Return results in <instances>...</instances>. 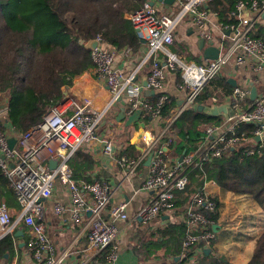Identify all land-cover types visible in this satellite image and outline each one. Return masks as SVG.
Masks as SVG:
<instances>
[{"label": "built area", "instance_id": "1", "mask_svg": "<svg viewBox=\"0 0 264 264\" xmlns=\"http://www.w3.org/2000/svg\"><path fill=\"white\" fill-rule=\"evenodd\" d=\"M176 1L180 3V11L175 16L159 13L149 3L129 15L139 37L148 47V59L153 61L146 79V88L135 81L138 70L124 75L113 68L116 52L104 47L100 37L96 39L98 46L91 51L96 80L107 88L111 103L125 99L131 112L142 110L152 119L165 123L161 135L145 133L142 136L143 148L139 156L129 158L121 155L118 160L126 174L132 175L153 153L144 184L149 197L139 212L129 215L126 202L114 204L115 192L105 182L95 180L78 184L70 167L76 152L86 143L95 140L104 124L109 107L99 109L96 105L106 99V93H99L96 99L66 94L61 104L52 107L45 114L41 124L18 135V147L11 148L9 137L0 133V168L9 179V185L20 206L18 221H23L27 226V251L37 264H61L68 255L60 257L56 253L41 221L44 203L52 196L56 181H61L73 195V222L79 223L87 212L91 214L88 253L79 264H90L91 260L104 252H107V264H115L119 258L120 230L114 222L104 218L109 207L110 216L114 219L124 220L128 225L147 224L162 214L176 212V192L187 190L190 185V170L201 162L221 157L224 151L237 149L241 144L249 146L250 149L245 150L247 156L258 154L264 148V93L258 94L252 105L241 111V104L249 97V91L237 86L231 96V106L236 112L227 120L225 127H208L205 139L198 143L197 150L184 155L182 161L166 155L165 150L173 145L174 140H164V137L175 121L185 110L195 105L196 98L227 65H245L251 60L256 63L253 68L261 70L264 63V41L252 35L262 18L264 0H235V10L231 13L235 21L221 25L223 30L230 31L231 43L227 47H223L221 43L218 59L203 64L184 60L172 50V46L174 32L186 17L192 19L202 39L212 42L209 29L211 14L204 9L209 0ZM129 50L130 48L124 49L125 53H129ZM175 71L181 74L182 82L178 87L186 93V98L170 118H165L163 110L169 98L166 93L167 73ZM144 90H152L157 95L152 98ZM242 124L254 125L253 133L248 135L240 130ZM104 152H115L112 140L105 141ZM51 161L57 163L54 169L49 166ZM210 183L216 184L214 181ZM219 206L216 197L208 193L205 186L185 206L180 216V221L186 224L183 256L201 255L205 249L212 250L215 246L216 223L211 215L219 213ZM55 209L57 212L63 210L60 205H56ZM14 227L10 210L4 203H0V240L12 234Z\"/></svg>", "mask_w": 264, "mask_h": 264}, {"label": "trees", "instance_id": "2", "mask_svg": "<svg viewBox=\"0 0 264 264\" xmlns=\"http://www.w3.org/2000/svg\"><path fill=\"white\" fill-rule=\"evenodd\" d=\"M146 4L147 0H0V94L11 93L7 116L12 126L22 133L41 124L45 114L62 101L64 89L70 87L75 78L94 68L91 50L86 48L89 41L100 37L103 43L117 50H138L144 40L126 15L142 9ZM207 4L208 10L220 14L221 22H229L235 0H209ZM257 27L252 35L264 41V27ZM176 48L187 53L182 45ZM175 72L179 73L181 83L180 72ZM215 79L164 137V140H174L171 146L173 157L180 158L196 151L198 143L205 139V130L224 123L223 116H211L198 110V106L210 107L212 101L222 104L223 96L214 95L209 89L215 85ZM217 87H221L224 96L234 91L227 82L217 84ZM249 105L252 103L247 99L242 107ZM176 108L177 102L169 96L163 116L170 118ZM254 129V125H240V130L248 135ZM2 131L4 126L0 122ZM247 149H250L248 145L241 144L237 149L224 151L221 157H214L192 168L187 190L176 192L175 213L184 211L192 197L208 181L216 182L226 191L252 196L264 211V148L252 156L245 154ZM84 157V166L88 165L87 168L91 169L93 164L87 163L90 156L78 150L70 164L74 176L87 170L83 166ZM0 191L15 197L1 168ZM211 218L217 223L219 213H213ZM185 231L186 224L177 220L160 231L159 240L164 238L163 243L171 250L174 264H229L214 247L209 254L203 251L201 255L183 256ZM15 249L14 235L1 239L0 260L6 254L12 256ZM177 257L179 261L175 260ZM249 264H264V233L257 240Z\"/></svg>", "mask_w": 264, "mask_h": 264}, {"label": "crops", "instance_id": "3", "mask_svg": "<svg viewBox=\"0 0 264 264\" xmlns=\"http://www.w3.org/2000/svg\"><path fill=\"white\" fill-rule=\"evenodd\" d=\"M147 3H154L159 13H165L170 16H175L180 11V3L176 0L173 4H166L160 0H147ZM207 3L204 9L211 14L209 29L213 40L212 42L205 40V45L208 47L211 43H214L215 46L221 47V43H223V47H227L231 43L229 38L230 31L223 30L221 25L234 22L235 19L231 16L229 22H221L220 14L208 10ZM129 15H126L128 19H130ZM263 15L264 12L254 30L258 28L257 26L264 27ZM201 40L203 39L192 19L190 17L183 18L174 32L172 50L188 62L196 64L204 63L206 60L204 59V50H201ZM179 45H182L187 50L186 54L178 51L176 47ZM104 47L116 52L114 69L124 75H130L138 70L135 81L143 85V82L151 71L153 62L152 59H148L147 57L148 47L145 42L138 50L132 51L130 49L129 53H125L124 49L117 50L106 43H104ZM255 65L256 63L251 60L245 65L240 66L230 63L217 76L214 81L215 85L209 87L212 94L223 96L222 104H215L212 101L211 107H229V115H221L224 118V123L222 124L224 127L228 124L227 120L236 112L233 106H231L233 91L231 94L224 96V91L221 87H217V84L221 85L223 82H227L233 87L229 81L234 80L239 87L248 89L249 83L253 82L258 94L264 93V63L261 70L254 69ZM179 81L178 72L167 73L166 93L177 102L176 109L181 106L183 100L186 98V93L178 87ZM102 92L106 93L107 97L100 105H96V108L103 109L107 106L109 107L104 117V125L99 129L95 140L86 143L79 149L85 155L90 156L87 163H92L93 165L91 169L87 168L88 165L84 166L86 163V157H84L83 166L87 170L84 174L79 173L78 176H74V179L78 184L95 180L107 183L115 192L114 204L126 202L128 214L134 215L143 208L149 197V193L144 189V184L149 174V167L145 165V162L136 173L127 175L126 170L118 163V160L121 155H126L129 158L139 156L143 148L142 136L145 133L155 136L161 135L164 132L165 123L156 121L143 112L139 121L145 127H141V125L127 126L126 121L134 112L128 109L125 99L111 103L107 88L96 80L94 68L75 78L73 84L64 89V96L59 104L64 101L66 94L78 98L88 97L96 99L99 96L98 94ZM144 93L152 98H155L157 95L152 90H144ZM214 99L216 100V98ZM247 99L250 100L249 97ZM247 99L241 104V111L251 106L242 107ZM123 109L126 110V116L124 119H121L120 114ZM0 122L4 126L2 134L7 135L9 140L14 139V147H18L17 137L21 133L9 122L7 111L0 113ZM108 139L112 140L115 147V152L112 154L104 152L105 141ZM256 142L259 143V141ZM133 147H135V151H133ZM173 150L172 147L166 149L167 156L179 158L173 157ZM9 188L11 189L10 185ZM205 189L216 197L220 205L219 229L216 232L215 251H217L219 256L226 258L229 264H249L254 255L257 239L264 233V211L250 195L235 194L213 183H206ZM0 203H4L10 210L15 224L12 235L16 239V249L13 255L7 254L8 257L1 259L0 264H37L27 251L26 242L29 239V233L25 223L18 221L20 206L16 197L7 196L0 191ZM44 204L41 221L44 223L48 239L54 245L55 251L60 257L68 254L63 258L61 264H79L86 258L88 253V232L91 214L89 212L85 213L79 223L72 221L71 209L74 206V198L70 190L59 180L54 185L52 196ZM56 205H60L63 210L57 212L55 209ZM182 213L183 211L174 214L166 213L147 224L128 225L124 220L112 218L109 207L104 213V218L107 221L114 222L120 230L118 242L119 258L115 264H174L171 250L167 247L166 243H163L164 238L159 240L161 237L160 231L176 220L179 222ZM89 263L107 264V252L100 254Z\"/></svg>", "mask_w": 264, "mask_h": 264}, {"label": "water", "instance_id": "4", "mask_svg": "<svg viewBox=\"0 0 264 264\" xmlns=\"http://www.w3.org/2000/svg\"><path fill=\"white\" fill-rule=\"evenodd\" d=\"M160 1H163L166 4H173L175 0H160ZM150 4L154 5V3H150ZM205 7H206V5H205ZM137 32H138V30H137ZM98 44H99V42L96 39H94L92 41H89L86 44V48L90 49L92 51V50L96 49ZM205 44L206 43H205L204 39L200 41L201 50H204V59L206 61L217 60L219 55H220V53H221L220 48L215 46L214 43H211L210 46H208V47H206ZM229 82L233 85L234 88H236L238 86L237 83L234 80H230ZM143 86L145 88L147 87V81L146 80L143 82ZM248 90H249V98H250V100L251 101H255V99L258 96V92H257V88H256V86L254 85L253 82L249 83ZM11 99H12V96H11V93L9 91L0 94V113L9 110V107H10V104H11ZM119 101H122V100L119 99ZM228 108L229 107H226V106H222V107L198 106V110L199 111H203V112H205V113H207V114H209L211 116L229 115ZM142 114H143L142 110H136L131 116L128 117V119L126 121V125L127 126H133V125L140 126L141 125V127H145V125L141 124L140 121H139L141 116H142ZM125 116H126V110L123 109L122 113L120 114V118L124 119ZM9 143H10V147L14 148L15 140L11 139V140H9ZM184 155L181 156V158H180L181 161H182ZM152 157H153V153H151L149 155V157H148V159H147V161L145 163L146 166H148V167L150 166ZM56 166H57V163L55 161H51L50 162V168L51 169H54ZM218 229H219V226L215 225L214 231L217 232ZM211 251L212 250L210 248L205 249V253H207V254H209ZM5 257H8V255L6 254ZM175 260L178 261L179 257H177Z\"/></svg>", "mask_w": 264, "mask_h": 264}, {"label": "rangeland", "instance_id": "5", "mask_svg": "<svg viewBox=\"0 0 264 264\" xmlns=\"http://www.w3.org/2000/svg\"><path fill=\"white\" fill-rule=\"evenodd\" d=\"M178 51H179V50H178ZM231 112L233 113L232 110H231ZM103 125H104V124H103ZM210 182H211V181H208V182H206V183H210ZM216 184H217V183H216ZM205 185H206V184H205ZM205 185H204V186H205ZM217 185H218V184H217ZM218 186H219V185H218ZM219 187H220V186H219ZM219 213H220V206H219ZM173 214H174V213H173ZM215 225H218V222H217ZM260 237H261V236H260ZM260 237H259V238H260ZM259 238H258V239H259ZM258 239H257V240H258Z\"/></svg>", "mask_w": 264, "mask_h": 264}]
</instances>
